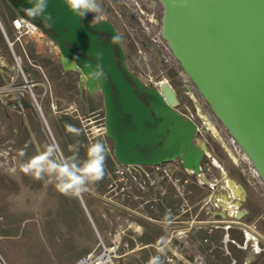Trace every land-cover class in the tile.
<instances>
[{"label": "rangeland", "instance_id": "obj_1", "mask_svg": "<svg viewBox=\"0 0 264 264\" xmlns=\"http://www.w3.org/2000/svg\"><path fill=\"white\" fill-rule=\"evenodd\" d=\"M98 3L100 4L99 14L104 17L102 21L112 23L119 36L118 42L124 52L126 67L145 85L156 89L159 93H162L161 89L165 85L175 93V98L180 103L179 106L174 107L175 111L197 125L195 142L199 146L207 147L208 151L204 154L208 152L206 155L210 157L212 155L216 165L211 164L208 156L203 157L201 171L198 173L184 168L179 159H176L172 165L164 164V168L172 169L170 176L175 180L176 186L168 177H165L159 183L158 190L151 186L152 182L144 174V171L150 172L152 169L143 168L144 171L139 169V172L130 173L126 167H113L111 165L113 148L104 133L103 105L100 100L95 105L94 100L88 96L89 90H85L81 81L82 76L62 70V55L50 37L47 41L52 44L51 46L34 49L29 57H26L22 50L20 51V45H17L14 50L17 56L22 58L23 67L32 68L36 65L44 73L45 80H40V85L34 89L44 114L49 120L46 113V106H48L56 119L65 124L68 123L75 131L74 136L70 134L68 140L75 144L72 151L61 152L57 148L55 143V139L59 141L57 133L55 130L51 133L43 112L38 110L25 90H22L21 98L32 103L33 112L31 113L26 111L24 106L14 109L12 105L15 101L11 93L4 95L0 106V244L4 247L6 254L11 258L16 257L14 247L9 244L11 241L9 238L20 233L24 243L39 249L44 255L45 263L43 264H52L53 257L62 255L60 250L62 247L71 246L80 237L95 233L92 222L98 224L99 216V219L104 222V215L111 218L125 215L110 205L107 200L109 185L113 181H116L118 185L130 183L131 197L133 199L136 196L141 197L139 202L156 199L143 206L140 203H123L143 215L142 222L146 230L140 239L136 241L128 239L130 246L124 250L126 255L121 259L120 264H144L153 249L150 245L160 243L167 234V221L175 220L182 226L191 212H194L198 220L203 219L207 209L204 206L205 202L208 200L206 202L208 204L205 205L212 208L209 203L211 196L221 191L222 186H226L227 181L222 176L228 181L232 180L242 191L249 192L254 197V204L261 212L257 220L263 219L264 183L228 131L215 117L209 104L186 75L162 38L164 12L162 3L158 0H98ZM16 15L17 12L4 0H0V18L7 26L11 41L14 39V33L8 28V20ZM88 17L92 22L93 14H88ZM1 67H5V70H13L10 72L14 74V82L9 78L7 83L0 82L1 87L10 83L17 87L23 85L16 59L0 30ZM64 83L72 91L63 102L59 98L61 95L59 90ZM201 114L215 126L222 141L228 144L229 150L223 147L208 129ZM97 141L103 143L107 149L105 175L101 181L90 184L88 190L80 196L61 193L56 190L54 184L37 181L19 170L22 163L49 147L55 150L58 162H63L64 157L74 154L77 149L79 157L83 160L88 146ZM21 152L24 154L21 155ZM13 168L16 169L14 173L11 171ZM120 168L124 169L123 173L116 174L115 170ZM202 175L210 185H204ZM215 178L218 179L217 184L214 182ZM140 184L144 189L140 188ZM211 185L214 187L212 188ZM228 185L231 189H235L231 181ZM180 186H182V194H179ZM185 200L194 208L193 211L180 215L177 208ZM151 204H154L153 209ZM93 208L96 209V213ZM146 218L156 223L149 222ZM213 219L221 218L216 214ZM9 222L16 223L18 229L15 231L8 229ZM23 223L24 226H22ZM244 224V221H240L237 226L243 229L246 228ZM179 225L177 228L181 227ZM20 226L22 229H19ZM254 228L256 229L255 226ZM178 235L179 238H183V234Z\"/></svg>", "mask_w": 264, "mask_h": 264}, {"label": "water", "instance_id": "obj_2", "mask_svg": "<svg viewBox=\"0 0 264 264\" xmlns=\"http://www.w3.org/2000/svg\"><path fill=\"white\" fill-rule=\"evenodd\" d=\"M158 1L164 9L161 35L170 52L264 183V0ZM28 7L31 5L27 0H20V5H16L19 15L30 19L48 34L47 27L40 20L24 13L23 9ZM47 12L56 20L50 38L61 52L65 71L80 72L81 81L91 93L102 91L110 110L109 92L104 81L99 76L90 75L93 67L85 69V59L75 54L76 51L84 53L93 64H101L121 98L125 112L136 116L141 110L148 111L127 77L141 88L143 84L125 66L120 71L112 44L100 39L99 32L102 31L117 35L112 23L101 21L92 25L86 20L84 25L83 19L74 16L62 0H49ZM67 45L73 50L69 51ZM97 54H102V59L97 60ZM23 72L31 80H45L41 69L34 71L23 67ZM150 92L167 105L173 116L176 141L181 138L180 125L187 136L184 142L177 143L169 157L146 164L157 165L181 158L186 169L198 173L207 147L194 142L197 126L184 121L175 112V105L167 104L162 93L157 90ZM12 95L20 94L13 92ZM19 103L15 102L12 107ZM21 103L25 108L33 107L25 99ZM117 156L120 158L118 146ZM191 157L193 162L189 163ZM0 264H5L1 257Z\"/></svg>", "mask_w": 264, "mask_h": 264}, {"label": "crops", "instance_id": "obj_3", "mask_svg": "<svg viewBox=\"0 0 264 264\" xmlns=\"http://www.w3.org/2000/svg\"><path fill=\"white\" fill-rule=\"evenodd\" d=\"M16 16H18V14ZM16 16L9 18L8 20V28H10L13 33L14 30L11 22L12 19H14ZM6 27L7 26H5V23L2 22L0 18V30L4 38L5 36L3 34V31H5L8 35ZM47 38L48 35L42 33L36 40L26 41L28 57L34 49L43 48L44 46H51L52 44L47 41ZM21 50L22 48L20 49V51ZM32 69L34 71H37L41 68L39 66L33 65ZM10 71L5 70V67L0 68V82L7 83L9 81V78H14V74H12ZM34 80L44 81L41 78H35ZM61 86L62 87L59 90L61 95L59 96V98L64 102L65 98H67L66 96H68L72 90L65 83ZM88 93V96L92 98L94 100V104L97 105V102H99L97 93L92 94L90 91H88ZM18 94H20L19 98L21 102V100L23 99L21 98L22 91H20V93L18 92ZM19 107L20 106L18 105L13 108L17 110ZM67 107H69V104H67ZM25 110L29 111L30 113L33 112V108H25ZM46 111L49 120L44 114V110H42L44 119L47 122L51 133L55 130L59 138V141L58 139H55L57 148L61 152H63V150H66V152L68 150H74L75 143L68 139L70 137V134L74 136L75 131L70 128V125L68 123L65 124L64 122L56 119L48 106H46ZM22 114L24 116V113ZM78 148L80 149L79 146ZM207 153L204 154V157L208 156L211 164H214L213 161L215 160L213 159V156L211 155L210 157L209 155H206ZM201 178L204 181V185H210L205 176H201ZM222 178L227 181L226 186H222L221 191H217V194L214 193V195L211 196L212 199L209 200V203L211 204L212 208L205 205L208 204L206 203L208 202V200L205 202L204 206H206L207 209L206 216L203 217V219L198 220L197 217L194 216V212H191V215L187 218V221H185L184 225L182 226L179 225L178 222H175V220L167 221V234L162 238L160 243L166 238L173 237L172 242L167 247V253L175 251V249L179 245H182L179 246L180 248L178 247L179 254L181 255V258L178 261L179 264H193L196 260L197 255L199 254L204 255L209 264H264V218L259 221L257 220L261 212L254 204V197L250 195L249 192L246 193L245 191H242L243 198L236 196L234 190L231 189L228 185L230 180L228 181V179L223 176ZM223 179L221 180L224 181ZM211 186L212 188L214 187V185ZM193 208L194 207L191 206L192 211ZM93 210L96 213V209L93 208ZM216 214L221 219H213ZM99 217L98 224L92 222L95 233L89 232L90 235H86L82 238L80 237L75 243H72L71 246L68 245L62 247L60 249L62 255L59 257H53L52 264H75L82 258L86 257L95 249L97 245V232L101 234L105 239H108L110 232L113 230L116 224L117 216L111 218L107 215H104V222H102ZM140 221L144 227L145 232L146 226L143 224L142 219ZM240 221H244V225L246 228L241 229L237 226L238 224H240ZM152 223L155 224L156 222ZM178 225L181 227L177 228ZM8 226V229L10 230L15 231L16 229H18V227H16V223L13 222H9ZM22 226H24V223L22 224ZM22 226H20L19 229H22ZM254 226L256 227V229L254 228ZM101 228H103V230H101ZM210 228L213 229V232L211 233L208 232V229ZM179 233L183 234L182 239L179 238ZM20 235V233L18 235L15 234L14 236L9 238V240H11L9 244L14 247V251L16 253L15 258H11L9 255H7L4 247L0 244V257L2 258L4 263H45V261H43L44 255L41 253V251L31 245L24 243ZM106 235L107 237H105ZM205 239H207L208 242H205ZM152 253H154V249H152L148 257L146 258L145 263Z\"/></svg>", "mask_w": 264, "mask_h": 264}, {"label": "flooded vegetation", "instance_id": "obj_4", "mask_svg": "<svg viewBox=\"0 0 264 264\" xmlns=\"http://www.w3.org/2000/svg\"><path fill=\"white\" fill-rule=\"evenodd\" d=\"M4 1L19 15L16 5H20V0H4ZM86 20H88L89 23L92 24L90 22L88 15L85 18H83L82 23L84 25L86 23ZM47 31H48L47 34L48 37H50V35H53V31L51 29L47 28ZM92 32L95 33L94 31ZM99 36L102 41L106 42L107 44H112V47L115 51V58L118 61L119 69L122 72L124 66L126 67V63H125L124 52L121 46H119L120 44L118 45V41H112L113 35L108 31L99 32ZM67 48L69 49V51L73 50V48H71L68 45ZM122 52H123V58H122ZM75 54L80 56L81 58H84L86 63L87 64L90 63L91 66L93 67V70L95 69L96 64H93L91 61L86 59L84 53H79L78 51H76ZM62 70L67 73H74V74L76 73L78 76L81 77V73L78 71L75 70L65 71L63 64H62ZM127 70L129 69L127 68ZM123 74L125 75L124 72ZM133 76H135L139 80V82L143 84L144 87L141 88L138 84L133 82L132 79L129 77H127V80L129 81L130 85L133 87L135 94L138 96L141 102L145 104V107L148 109V111L141 110L142 113L139 112V114H137L136 116H133L124 111L123 105L121 104V98H119L114 87L110 83L108 77L105 80L104 77L99 76L104 81L106 88L109 92L110 110L107 109L105 96L102 93V91L99 90L92 93V94L97 93V97L103 105L104 112L102 114L103 115L102 120L105 131L104 133L106 135V139L109 141L110 145L113 148L114 154H113V161L111 162V165L113 167L128 166L135 168V167L155 166V165H147L146 163L147 162L151 163L169 157L172 154V152L175 150L177 143L179 141L181 143L184 142L187 136L184 133L183 126L180 125L181 127H179V132L181 134L180 135L181 138L178 141H176L177 132H176V126L174 124L175 120L173 119V116L170 114L167 105L159 101V99L150 92L151 90H156V89H153L145 85L136 75L133 74ZM165 101L167 102V104L169 103L166 99ZM15 102L16 103L20 102V98L18 97V100ZM179 105L180 103L177 100L175 106H179ZM126 108L129 109L128 106H126ZM175 112L178 115H180L184 121L193 123L183 114L178 113L177 111ZM117 146L119 147L120 158L117 156ZM178 159L181 161V165L183 166V161L181 160V158ZM175 160L176 159L169 160L157 165H164V164L172 165V163ZM121 161H125L127 163H132V162L135 163L122 164ZM192 162L193 161L191 157L189 158V163Z\"/></svg>", "mask_w": 264, "mask_h": 264}, {"label": "built area", "instance_id": "obj_5", "mask_svg": "<svg viewBox=\"0 0 264 264\" xmlns=\"http://www.w3.org/2000/svg\"><path fill=\"white\" fill-rule=\"evenodd\" d=\"M12 27L14 30V39L13 41L10 40L8 35L5 31L3 34L7 40L9 48L13 52V55L16 59L17 67L19 69V73L23 79L22 86H14L13 83L10 85H6L0 87V106L3 103V98L6 93H13V92H20L25 90L29 97L33 100L35 105L37 106L38 110L42 113V108L38 102L37 95L34 92V89L40 85L39 80H31L29 79L23 72V65H22V58L17 56L15 53V46L20 45L22 48L23 54L28 57V51L26 48V41H34L36 40L40 34L44 33L42 28L32 22L30 19L25 18L21 15L16 16L12 19ZM14 82V78L12 79ZM47 90V88H46ZM47 93V91H46ZM19 106H22V103H19ZM127 171L130 173L134 171L143 170V168H150L152 169L150 172L144 171V174L148 176V179L151 183V186L158 190L159 183L163 178H167L171 180L172 184L176 186L175 180L173 177L170 176L172 169L169 167H163V165H155L152 167H126ZM210 170V169H209ZM124 169H116V174L123 173ZM136 173V172H135ZM214 182H218V179H214ZM140 188L144 189L143 186L140 184ZM182 186L178 187L179 194H182ZM131 190L132 186L130 183H121L118 185L116 181H113L109 185V191L107 192V200L110 205L114 206L118 211L125 215L117 216L116 224L113 230L110 232L108 239H105L101 234L97 232V245L95 249L89 253L86 257L82 258L75 264H119L121 259L126 255L124 250L128 249L130 243L128 239H132L134 241L138 240L144 234V227L141 223V219H143V215L140 212H137L135 209H131L123 203H140L141 206L150 204L151 200H146L143 202H139L142 199L139 196H136L134 199L131 197ZM151 208H154V204L150 205ZM180 215H185L191 211V206L185 200L180 206L177 208ZM145 219V217H144ZM146 220L150 222H154V220L146 218ZM208 232H213V229H208ZM172 238H166L161 243L156 245H150L154 249V253H152L149 258L147 259L145 264H149V261L153 257H160L162 264H179V259L181 255L179 254V245L175 251L167 253L166 250L168 249V245L172 242ZM205 242H208L205 239ZM180 248V247H179ZM134 251V250H133ZM132 251V252H133ZM64 264V263H61ZM193 264H209L207 259L204 255L199 254L196 257V260Z\"/></svg>", "mask_w": 264, "mask_h": 264}, {"label": "clouds", "instance_id": "obj_6", "mask_svg": "<svg viewBox=\"0 0 264 264\" xmlns=\"http://www.w3.org/2000/svg\"><path fill=\"white\" fill-rule=\"evenodd\" d=\"M62 2L74 16L80 19L90 13L93 14L91 22L93 25L104 19L103 15L99 14L98 0H62ZM27 3L31 7L24 8V13L33 19H39L47 28L52 29L56 20L51 13L47 12L49 0H27ZM118 40V35L112 37V41ZM100 59H102V54H97V60ZM91 67L90 63L84 66L85 69H91ZM81 71L84 73V69ZM89 74L107 79L100 63H97L95 69ZM23 154L21 152V155ZM106 158V146L99 141L88 146L86 157L83 160L79 157L77 149L74 154L64 157L63 162H58L55 150L49 147L22 163L19 170L37 181L54 184L56 190L61 193L79 195L87 191L90 184L97 183L104 178ZM11 171L14 173L16 169L13 168ZM149 264H162V261L157 256L153 257Z\"/></svg>", "mask_w": 264, "mask_h": 264}, {"label": "bare ground", "instance_id": "obj_7", "mask_svg": "<svg viewBox=\"0 0 264 264\" xmlns=\"http://www.w3.org/2000/svg\"><path fill=\"white\" fill-rule=\"evenodd\" d=\"M161 92H162V95L164 96V98L169 102V104L171 105V106H174V105H176V98H175V95H174V92L167 86V85H165V86H163L162 87V89H161ZM201 113V112H200ZM201 117L204 119V122H205V124H206V126L208 127V129L213 133V135L222 143V145H223V147H225L227 150H229V148H228V144L226 145V143H224L223 141H222V139L220 138V134H219V132L217 131V129L215 128V126L214 125H212L209 121H208V119L204 116V115H202L201 114ZM224 139V138H223ZM230 145V144H229ZM245 156V155H244ZM245 158L248 160V158L245 156ZM203 176V175H202ZM204 177V176H203ZM230 181H232V180H230ZM232 183L236 186V184L232 181ZM234 193H235V195L236 196H238V197H242V194H243V192H242V190L240 189V187L239 186H236L235 187V189H234ZM81 194H79V196H80ZM243 198V197H242ZM239 204V203H238ZM105 237H107V235L105 236Z\"/></svg>", "mask_w": 264, "mask_h": 264}, {"label": "trees", "instance_id": "obj_8", "mask_svg": "<svg viewBox=\"0 0 264 264\" xmlns=\"http://www.w3.org/2000/svg\"><path fill=\"white\" fill-rule=\"evenodd\" d=\"M13 96V98H14V101H17L18 100V95H12Z\"/></svg>", "mask_w": 264, "mask_h": 264}]
</instances>
